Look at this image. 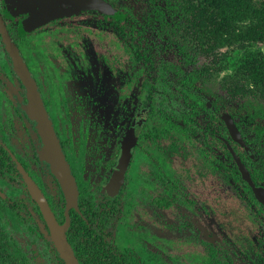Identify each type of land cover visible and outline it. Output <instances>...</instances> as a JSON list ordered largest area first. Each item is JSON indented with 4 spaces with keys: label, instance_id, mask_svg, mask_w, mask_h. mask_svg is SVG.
<instances>
[{
    "label": "rangeland",
    "instance_id": "1",
    "mask_svg": "<svg viewBox=\"0 0 264 264\" xmlns=\"http://www.w3.org/2000/svg\"><path fill=\"white\" fill-rule=\"evenodd\" d=\"M115 1L118 11L114 18L125 25L126 20L130 19L138 27L143 28L142 34H138L136 30L131 32L126 25L125 31L130 32L134 42L136 41L140 47L148 46L150 51L147 53L153 59V63L156 67L165 70L164 79L169 82V89L164 94V99H162V90H159V87H156L158 90H153L155 82L152 83V81L154 79H147L144 74H139L137 67L140 64L132 63L129 51L124 44L112 34L105 33L95 26L86 25L87 22H94L90 20L89 14L86 15L87 17L85 15L70 17L63 26L58 24L52 26V29L56 28L62 32H58L56 34L58 36L46 38H49L46 45L48 47L43 44L45 47L37 49L39 46L37 43L29 42L22 43V49L28 57L34 60L37 69L34 72L42 75L53 90L63 89L68 100L71 98L67 90L68 82L60 80L59 75L71 69L68 64L71 60L66 53L62 54L63 52L60 51L62 45L70 50L68 56L82 59V62L86 64H82L83 67H90L91 73L99 74L97 77L104 72L110 73L116 81L112 85L115 88L118 85L120 88L116 95L122 97V100L117 99L116 103L124 102V96L127 99L125 104L129 108H124L126 110L124 116L128 119L126 123H129L132 116L140 111L144 104L149 106L143 123L145 129L142 130L139 141L143 151L138 152L134 166L126 172L128 186L125 190L127 196L124 195V198L126 197L127 202L125 206L123 204L118 222L119 228L114 232L113 237L119 247L125 248L128 244L123 235L129 230L130 234H142L140 238L143 241L149 239L147 241L149 251L154 253L161 250L167 256L166 260L169 264H208L205 257L206 251L202 246L190 242L187 238L196 231L198 236L208 241L214 240L215 236L217 237V234H214V221L220 216L224 218L229 215L227 212L235 211L238 205L241 206L230 191L225 190L224 194H221L223 183L219 181L221 177L218 178V175L221 176L222 173H228V171L224 168L219 169L218 163L214 164L213 160V158L222 156V147L212 144L209 134L213 131L217 135L227 137L219 119L221 113H230L250 141L257 136L262 137L260 144L257 142L253 145L256 156L252 163L262 171L264 176V104L254 99L249 93L243 98L225 99L222 91L224 78L231 77L248 57L261 55L264 58V46L246 45L239 48L238 44H233L202 54L197 50V42L186 34L188 28L184 27V18L179 12L172 10L168 3L161 0H154L153 3L149 0ZM175 4L176 2L171 0V5ZM192 4L197 6V0H192ZM257 5L262 8V1L253 0V6ZM231 14L230 12L226 17L230 18ZM229 21L234 22L232 19ZM38 35L42 36L44 33ZM87 50H90V54L84 52ZM217 68L218 71H215L214 69ZM203 72L205 75H202ZM130 76L132 79L123 83L122 79H128ZM0 77L3 78V75L0 74ZM119 78L122 83H118ZM39 85L41 86L40 81ZM184 85L191 87L192 95L183 92ZM103 88H105V97L113 96L109 94L112 88L109 90L105 84H100L96 90ZM5 92H8L11 99L4 98L0 90V121L12 127L10 100L18 107L22 103V97L17 96L11 87L6 88ZM197 92L205 95L206 104L203 112L207 116H212L213 103L221 108L217 116L213 115L214 120L211 118V121L208 120V127L203 123V116H197ZM93 93L89 101L97 106L102 105L97 97H93ZM102 95H104L103 91ZM113 105V103H107L104 109L113 108ZM70 110L71 106H69ZM111 112L114 116L118 110H111ZM217 118L219 121L216 120ZM183 125L186 129H181ZM125 131L122 130L121 133L124 134ZM34 146L37 148V145L34 144ZM106 152L110 153V150L107 149ZM148 161L153 166L159 167L161 174L165 175L166 172H170L174 175L173 183H169L166 188L165 184L149 185L143 182L142 177L149 182L157 180L148 174ZM108 172L107 170V178L110 176ZM140 178L142 180H139ZM99 180L100 177L96 179V182L98 181L99 194L103 197L100 189L105 185V181L103 179L99 183ZM180 190L184 191L183 196L186 200L193 203L195 214L189 213L183 202H179V206L177 204L176 210L171 199H169L168 206H163L161 203L162 199H167L161 198V195H164L163 197L172 196L171 193ZM142 200L153 203L152 209H156V215L153 214L154 210L151 211L149 205L144 204ZM219 210H222L224 214H221ZM238 211L241 213L239 208ZM252 222L253 220L251 222L247 219L243 220L241 226L249 233L250 243L253 234L259 233L255 231L261 228L258 226L254 229ZM30 225L34 224L29 222L28 226ZM233 234L231 238L234 236L237 238L236 232ZM226 236L228 237L227 234ZM27 240V238L19 239L16 243H20L23 247L22 244H29ZM38 246L39 248L45 247L42 241L38 242ZM22 249H24L22 252L24 264H32L33 258L30 255L35 256L36 254L30 253L29 245Z\"/></svg>",
    "mask_w": 264,
    "mask_h": 264
},
{
    "label": "flooded vegetation",
    "instance_id": "2",
    "mask_svg": "<svg viewBox=\"0 0 264 264\" xmlns=\"http://www.w3.org/2000/svg\"><path fill=\"white\" fill-rule=\"evenodd\" d=\"M45 1L48 2L49 0H0V21L7 30L9 37L17 47L21 58L26 63L31 75L33 76V79L36 82L45 109L53 124L55 133L60 142L65 158L71 169V173L75 178L78 188V202H77L78 209L77 210L71 209L69 211L70 224H71V212L80 211L81 196H82L81 186L85 184V186L89 187L90 189V195H94V197L97 199L98 205L103 206L105 204L106 205L108 204L113 207L112 209L114 211H116L117 215H116L115 231H117V229L119 228L118 222L120 219V213L123 208V204L125 206L127 202L126 197L124 198V195L127 196L125 190L126 187L128 186V180L126 181V172L130 170L131 167L134 166L138 156V152L143 151L141 149L142 145L139 143V141L142 130L145 129L143 123L149 106L144 104L143 108H141L140 111L136 112V114L132 116V118L129 120V123H126V120L128 119L124 116L126 111L125 109L129 108V106L125 104L127 99L124 96L123 97L125 99L124 102L119 101L116 103V100L117 99L122 100L121 99L122 97L121 96L117 97L116 95L117 90L119 91L120 88L118 87V85H116V88L112 85V83H116V81L112 78L110 73L104 72L101 73L102 75L100 77H97L99 74H96L95 72L91 73L90 67H83L86 64L85 62H82V59L73 57L71 55L68 56L70 54L68 51L70 50L67 47L65 48V45H62L60 51L63 52L62 54L66 53V56L71 60L70 62H68L71 69L65 71L62 75H59V79L60 80L63 79L65 80V82H68L67 90L71 94L70 100H68V98L66 97L67 94L63 89L60 88L57 89L56 91L53 90L48 85L47 81L44 79L42 75H39L38 72L36 73L34 72V70H37L35 67L34 60H32L30 57H28L25 54L24 49H22V43L27 44L29 42H34L39 45L37 49H42L49 42V38L46 39L48 36H52V37L58 36L56 34H58V32H62V30H56L55 27L58 28V26L53 27L55 29H52L51 27L54 26L55 24H58L60 26L65 25L70 17H75V16L78 17L83 15L86 16L89 14L90 20L94 22H87L86 25L95 26L98 29L101 28V26L105 25L106 23H109L108 21H120L114 18L115 15L108 16L96 10H82L70 16L52 19L44 24L35 25L34 27L31 28L29 26V21L31 20L32 15L29 11H35L37 15L44 17L45 11L49 10V8L44 7L42 9V12H39L38 6L46 5ZM51 1L57 3L59 0H51ZM102 1L111 5V7L114 9L115 12L118 11L116 9L117 4L115 0H102ZM102 31L105 32L104 30ZM42 32L44 33V35L37 36V34ZM84 52L90 54V50ZM77 59H79V61H76ZM0 68H2L1 70L2 72L0 71L2 75H4L5 73L4 70L10 73V69H11L13 76L16 78L12 70L10 60L5 51L4 45L1 42V37H0ZM57 69H59V67H57ZM93 69H96V67H93ZM133 74L134 72L131 74V76ZM131 76L128 79L127 78L122 79L123 83L129 82L132 79ZM38 80L40 81L41 86L39 85ZM122 81L121 78H119L118 83H122ZM100 84L102 85L105 84L109 90L110 88H112L109 91V94H113V96L105 97L106 96L105 88L99 89L100 90L99 93V90L96 89L97 87H99ZM102 91L104 92V95H102ZM92 93H93V97H97L102 102L101 103L102 105L97 106L89 101L90 95ZM19 94H20L19 96L22 97V103L20 104V106L18 107L16 106V108L19 111V113L30 122V125L26 126L25 128L21 127L22 129L27 130V135H25L23 132L18 134V136L20 137V138L18 137L19 141L17 143L19 144V149L15 148L11 153V151L7 147H5V151H2L3 153L0 154L1 158H3L2 163L0 162V206L4 205L6 202L11 206L16 205L20 209V214H23L26 218V222L24 223L25 228L26 229H28L29 227L38 228V230L43 234L44 240L38 239L39 237L36 234L37 239L35 242L37 244L35 245H31V243L27 240V242L29 243L28 244L29 249H31L30 253L36 254L35 256L30 255V257L33 258L32 264H52L53 263L52 254L54 255V253H56L57 257L58 254L49 239L48 230L43 221L40 210L37 204L31 198L28 192L26 182L23 176L21 175V173L19 172L18 167L22 169V171L31 179L34 185L43 194L52 213L54 214L57 222L59 223L56 214L54 212V207H53L54 202L50 195L58 189L63 199V209H62L63 221L59 224H62L64 222L65 201L61 193V190L59 188V185L55 180V178L52 176L48 165L39 159V153L41 150L40 137L35 129L34 122L29 120L22 110V105L25 103V94L23 87L19 89ZM6 95L8 96L9 99H11V97L8 95V92H6ZM149 97L151 98L150 95ZM107 103H113L114 107L104 109ZM69 106H71L70 111H69ZM111 110H118V113H114V116H112L111 114L113 112H111ZM223 113H228V112H223ZM223 113H221V115ZM228 114L232 117L234 123L236 124L238 130L240 131V134L245 144L247 145L248 150L245 151L238 144L233 143L230 140L226 128L221 120L220 121L224 126V131L227 134V137H223L221 135H215V136L221 142V144L224 146L227 152L228 150L220 138H224L229 142V144L232 146L234 151L240 157L245 168L248 170L250 174V178L253 181V183L257 187H262L264 189V180H263L264 176L262 174V171H260L258 167L254 166V164L252 163V160H254L256 156L253 150L254 148L253 145L254 143L257 144V142L260 144L262 137L257 136V138L250 141L248 138L245 137V134H243L244 132L242 131V129H240L235 118L230 113ZM141 115L143 116L141 127L136 135L134 145L130 149V157L127 166L123 172L121 184L117 188H115L110 183L114 174V167L116 165V161L120 155L121 145L123 141L126 139L128 132L130 131V129H132L134 123L136 122L137 119H139ZM183 116L185 117V114ZM116 124L118 125L116 126ZM124 127H126V129H123ZM121 129L126 130L124 134L121 133L122 132ZM181 129H186V128L183 125ZM0 130L3 131L9 130L10 132H12V134H16L17 131V129H15L14 127H8L6 125L2 126V129ZM2 139H4V141L3 143L0 142V146H4L7 144L8 136L6 135V137L4 136ZM34 144L37 145V148L34 146ZM109 146L111 148H109ZM107 149L110 150V153L106 152ZM77 152L81 153V156L78 159L75 158ZM217 160L219 163L217 164V166L221 168L220 163L224 161L223 155L221 157H218ZM231 160L233 162L232 157ZM148 163H150V165ZM233 164L237 170L238 173L237 175L222 173L223 175L221 176L218 175V178L221 177V180L219 181H222L223 183V190L221 189L222 190L221 194H224L225 190L230 191L233 194L235 200L239 201V204L241 206L239 207L238 205V208L240 209L241 213L238 211L237 208L235 209V211L227 212V214L229 213V215H226L224 218L220 216L221 218L219 217V219L215 220L214 234H217V237L215 236L214 240L208 241V239L200 236V238H202L204 241H207L209 244H211V246L214 249V253L212 255L205 254V257L208 261V264H264V204L259 203L255 199L251 188L241 178V175L234 162ZM147 165L149 166L148 174L150 175L154 166L149 161L147 162ZM107 170L109 171L108 173H110V176L108 178L106 177ZM158 171L160 173L162 172L160 168H158ZM256 171L259 172L256 173ZM161 176L163 178V182L162 184L159 183L160 185L165 184V187L167 188L169 183H173L174 175L170 174V172H166L165 175L161 174ZM233 176H235V178ZM98 177H100L99 183L103 179L105 181V185L102 186V188L100 189V192H102L103 197L102 195L99 194L98 181L96 182V179H98ZM142 178L144 179L143 182L149 184V181L146 180L145 177ZM139 180L142 179L140 178ZM245 188L248 189L246 190ZM171 194L172 196H166V197H163L164 195H161V198H167V199H162L161 203H163V206H168L169 199H171L173 201L172 204H175V210H176V208H178L177 206L178 203L176 204V202L179 200L177 199V196L180 195H178L179 192H175ZM147 203L150 206L151 211L154 210L153 214H155L156 209H152V205H150V203L152 202H149L147 200ZM220 213L224 214L222 210L220 211ZM246 219L249 220L250 222L253 220L252 223L254 229L257 228L258 226L261 227L260 230L255 231V232H259L257 233V235L253 234L251 243H250V239H248V237H250L249 233H247L246 230L241 227L243 224V220ZM29 222H32L34 225L28 226ZM41 226L44 228L45 233L42 232ZM254 229L251 228V230ZM127 232L130 233L128 230L125 232V234H127ZM225 232L228 235V237L226 236ZM234 232H236L235 235L237 238H235V236L231 238V236L234 235L233 234ZM134 235L135 233L134 234L131 233L130 239ZM66 236H67V232H66ZM17 240L19 241V239H11V241L13 242L12 244L13 247L8 246V249L13 250L14 253L16 252L17 254L14 264H24L23 256H22V252L24 251V249L22 248L28 245H26L25 243L22 244L23 247H21L20 243H18L19 245L16 243ZM151 240H153V238H151ZM39 241H42L44 243L45 245L44 248H39L38 246ZM147 241H149V239L146 240V244H145L147 248L146 254L149 253L154 255L155 253H159L158 255L162 258V261L156 260V263L154 264H169L166 260L167 256H165V254L161 250L160 252H154V253L149 251L148 248L149 243ZM140 243H144V241L141 240ZM127 244L129 245V243ZM248 244H250L251 247ZM128 245L125 248H128ZM19 247H21V249H19ZM120 248L124 249V247H120ZM137 249L139 252H142L143 248L141 249L137 248ZM4 252H5V248H4ZM4 256H6L5 253ZM60 261L63 263L61 259Z\"/></svg>",
    "mask_w": 264,
    "mask_h": 264
},
{
    "label": "trees",
    "instance_id": "3",
    "mask_svg": "<svg viewBox=\"0 0 264 264\" xmlns=\"http://www.w3.org/2000/svg\"><path fill=\"white\" fill-rule=\"evenodd\" d=\"M149 1L151 3L154 2V0ZM161 1L168 3L172 10L182 15L185 22L184 27L185 29L188 28L186 34L197 42V50L201 51L202 54L211 52L215 50V48L221 46H231L233 44H238L237 47L239 48H243L246 45L264 46V0H261L263 3L262 8H260L259 5L253 6V0H197V6L192 4V0H174L176 2L175 5H171V0ZM230 12L232 13L231 17L227 18L226 16H228ZM230 19L234 22L230 23ZM108 22L109 23H106L99 29L112 34V36L126 46L131 56L132 63L140 64V66L137 67L139 74H144L147 79H154L152 81V83L155 82L153 90L155 89L156 91L158 90L156 87H159V90H162V99H164V94L169 89V82L164 79L166 76L165 70L156 67L153 63V59L148 55V51H150L148 50V46L140 47L136 41L134 42L130 32L125 31L126 25H128L131 32L136 30L138 34H142L143 28L138 27V25L130 19L126 20V25L122 24L121 21ZM239 23H243V25L240 26ZM1 70L2 68H0V71ZM214 70L218 71V68ZM4 71L6 73H4L3 78L0 77V90H2L3 97L9 99L5 92L6 88L9 87L19 96V89L22 88L19 81L13 76L11 69L10 73L6 70ZM204 73L205 72H203L202 75H205ZM155 75H157V77H155ZM190 88L184 85L182 90L185 94L192 95ZM222 91L225 99L234 100L236 98H243L249 93L254 99H258L260 103L264 104V58L261 55L248 57L240 64L237 71L231 77L228 76L224 78L222 82ZM204 96L205 95L197 92V116H203V123L208 127L209 121L215 118L213 115L217 116V112L221 110V108L213 103L214 109L212 116H207L203 112L206 104ZM10 102L12 127L17 129V131L16 134H12L9 130H0L1 143L4 141L2 138L4 136L6 137V135L8 136L7 144L0 146V154L3 153L2 151H5V147H7L11 153L15 148L19 149V144L17 143L20 137L18 134L23 132L27 135V130L21 127L25 128L30 125V122L23 117L16 106L12 104V100H10ZM162 103L164 104V101H162ZM216 120L219 121L218 118ZM206 122L208 123L206 124ZM4 125L5 123L0 121V129H2ZM209 135L212 139V144L222 147L224 161L220 163L221 168L219 169L224 168L229 174L237 175V170L230 155L215 136L217 134L212 131ZM80 156L81 153L77 152L75 158L78 159ZM155 157L156 156H154V158ZM217 158H213L214 164L218 163ZM2 160L3 158H1L0 155L1 163ZM158 168L159 167L154 166L151 171L150 176L157 178V180L152 183L149 182L150 185L156 183L162 184L163 182ZM257 172L259 171H256V173ZM233 177L235 178V176ZM81 187L82 196L80 211L71 212V224L67 231L68 242L80 264H154L156 260L162 261V258L158 255L159 253H155L154 255L149 253L146 254V241L140 243L142 234H135L131 239L130 233L123 235L126 243H129V245L128 248H120L115 242L116 239L113 237L116 230V211L108 204L103 206L98 205L94 195H90L89 187L85 186V184ZM245 189L247 190L248 188ZM183 194L184 191L180 190L178 194L180 196H177L179 200L176 204L178 203L179 206V202H183V205L187 207L189 213L195 214L196 210L193 203L187 201ZM50 195L54 202V212L59 223H61L63 221L62 196L58 189ZM142 201L144 204H148L147 200ZM152 204L153 203H150V205ZM25 222V216L20 214V209L16 205L11 206L6 202L4 205L0 206V264H14L17 254L16 252L14 253L13 250L8 249V246L13 247L11 239H16V237L21 240L27 238L31 245H35L37 244L35 242L37 234L39 237L38 239L44 240V236L38 228L29 227L26 229L24 226ZM187 239L196 245L202 246L206 254L212 255L214 253L211 244L200 238L196 231ZM2 245L5 248V252ZM137 248H143L142 252H139ZM4 253L6 256H4ZM52 257V264H63L56 256V253H54V255L52 254Z\"/></svg>",
    "mask_w": 264,
    "mask_h": 264
},
{
    "label": "water",
    "instance_id": "4",
    "mask_svg": "<svg viewBox=\"0 0 264 264\" xmlns=\"http://www.w3.org/2000/svg\"><path fill=\"white\" fill-rule=\"evenodd\" d=\"M45 4L46 5L38 6L39 12H42L44 7L49 8V10L45 11L44 17L37 15L35 11H29L32 15L31 20L29 21V26L31 28L35 25L44 24L52 19L70 16L82 10H96L108 16L116 15V12L111 7V5L103 2L102 0H72L71 3H69L68 0H59L57 3L49 0L48 2L45 1ZM0 37L10 60L12 70L24 89L25 103L22 105V110L26 117L34 122L35 129L40 137L41 150L39 153V159L48 165L52 176L59 185L65 201L64 222L62 224L57 222L43 194L20 167H18L19 172L26 182L31 198L34 200L40 210L41 216L48 230L49 239L53 244L58 257L63 261L64 264H79L66 236V232L70 225L69 211L71 209H78V188L75 178L71 173V169L65 158L53 124L45 109L36 82L1 21ZM142 117L143 116L141 115L139 119L136 120L132 129H130L126 139L121 145L120 155L116 161L114 174L110 183L115 188L121 184L122 175L130 157V149L134 145L136 135L141 127ZM220 120L223 122L226 128L230 140L247 151L248 147L245 144L232 117L228 113H223L220 116ZM220 139L231 155L233 162L235 163L241 175V178L251 188L255 199L259 203L264 204V189L262 187H257L253 183L248 170L245 168L240 157L234 151L229 142L224 138ZM41 230L43 233H45V230L42 226Z\"/></svg>",
    "mask_w": 264,
    "mask_h": 264
},
{
    "label": "bare ground",
    "instance_id": "5",
    "mask_svg": "<svg viewBox=\"0 0 264 264\" xmlns=\"http://www.w3.org/2000/svg\"><path fill=\"white\" fill-rule=\"evenodd\" d=\"M66 1V0H65ZM72 0H68L69 3H71Z\"/></svg>",
    "mask_w": 264,
    "mask_h": 264
}]
</instances>
